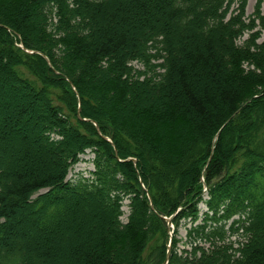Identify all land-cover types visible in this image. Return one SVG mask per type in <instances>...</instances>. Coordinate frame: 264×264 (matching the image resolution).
<instances>
[{
    "label": "trees",
    "instance_id": "16d2710c",
    "mask_svg": "<svg viewBox=\"0 0 264 264\" xmlns=\"http://www.w3.org/2000/svg\"><path fill=\"white\" fill-rule=\"evenodd\" d=\"M246 1L0 0V84L29 99L9 133L34 117L59 160L9 173L0 134V264H55L34 238L82 209L100 230L61 264H163L169 240L167 264H264V15L246 23Z\"/></svg>",
    "mask_w": 264,
    "mask_h": 264
},
{
    "label": "rangeland",
    "instance_id": "374dc122",
    "mask_svg": "<svg viewBox=\"0 0 264 264\" xmlns=\"http://www.w3.org/2000/svg\"><path fill=\"white\" fill-rule=\"evenodd\" d=\"M260 14L264 15V0H260ZM258 0H247L246 6L244 10V18L246 20V23H249V21L252 19V14L255 11V6L257 4ZM237 5L236 3H233L230 12H234ZM157 16V15H156ZM158 17V16H157ZM255 29L252 31H257L260 29V24L258 21H255L254 23ZM247 35H245L241 41H243L246 38ZM264 38V31L262 32V38L258 41L261 42V40ZM132 66L138 69H141L142 67L138 63H132ZM0 89L2 92H0V98L2 99V106L4 107V115L2 121H0V134L6 135L8 134V137L11 139L17 138V137H26L28 139V145H24L20 143V146L22 147V153L21 155L18 153H11L7 154V158L4 162L8 161L12 163L10 172H20L24 171L26 169H31L34 166H37L39 163L43 164L44 166H48V168H51L53 166L55 160L58 162L56 157L50 156L46 150L39 149L38 145H40L36 138L33 137L32 131L30 128L33 127V125L36 124L37 120L34 117H30V120L28 124H25L21 126L20 131L15 134L13 131L9 133L10 130H12V125H14V128L17 129L19 126V123L17 124L16 121L20 117L16 112H14L15 105L20 103H26L29 101V99H26L23 97L21 93H18L14 90V88L11 86H6V82L0 84ZM36 112H34L35 114ZM1 117V115H0ZM11 121V122H10ZM11 126V128H10ZM34 130V129H33ZM34 134V133H33ZM3 142H0V148L2 149ZM11 142H8V145L11 146ZM92 155L88 152H86L83 156L80 157V161L78 164H76L69 172L68 179L74 178L78 173H81L85 176H87V173L93 169L90 159ZM60 163V162H59ZM187 174V172H186ZM189 174V173H188ZM185 175L183 174V177ZM187 176V175H186ZM182 179H185L182 178ZM184 181V180H183ZM124 204H127V202H124ZM124 215L122 216L121 220L123 222L126 221L127 217V207H123ZM72 220H68V222L65 224V226L60 227L57 229L53 234L49 235L47 238H34L36 239L35 242H33V246L38 247L40 246L46 239H53L54 242V249L57 250L58 255L62 253V256H57V258L54 260L55 264H61L66 262V253L67 248L69 246H78L79 244H88L89 240L92 239L94 234H98L100 230V219L98 216L96 217L94 213H91L84 209H82V212L79 215H75L72 217ZM26 222V221H25ZM28 222L22 223L18 225V231L26 230L31 233L33 236L34 233L30 232V229L28 227ZM189 222H182L180 223V227L178 228V233L176 235V238L178 240L177 242V253L180 254L183 249H187V246L185 244L186 242V227L188 226ZM31 235V236H32ZM232 242H234V247H237V242L240 241L238 238H231ZM32 246V247H33ZM204 247H207L205 245ZM118 256L124 257L123 250H117Z\"/></svg>",
    "mask_w": 264,
    "mask_h": 264
},
{
    "label": "bare ground",
    "instance_id": "6f19581e",
    "mask_svg": "<svg viewBox=\"0 0 264 264\" xmlns=\"http://www.w3.org/2000/svg\"><path fill=\"white\" fill-rule=\"evenodd\" d=\"M8 139H9L8 142L12 143L10 149H12V150L14 149L15 153H18L21 155V153H22V147L20 146L21 137L19 136V137L14 138V139H11V138H8ZM34 240H36V239H34Z\"/></svg>",
    "mask_w": 264,
    "mask_h": 264
},
{
    "label": "water",
    "instance_id": "95a60500",
    "mask_svg": "<svg viewBox=\"0 0 264 264\" xmlns=\"http://www.w3.org/2000/svg\"><path fill=\"white\" fill-rule=\"evenodd\" d=\"M42 58L45 59L44 56H42ZM45 60H46V59H45ZM165 220H166V219H165ZM166 221H167V225H168V227H169L170 224H171V221H170V219H167ZM168 258H169V252L167 253V255H166V259H165V261H164L163 264H167Z\"/></svg>",
    "mask_w": 264,
    "mask_h": 264
}]
</instances>
